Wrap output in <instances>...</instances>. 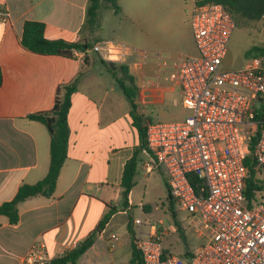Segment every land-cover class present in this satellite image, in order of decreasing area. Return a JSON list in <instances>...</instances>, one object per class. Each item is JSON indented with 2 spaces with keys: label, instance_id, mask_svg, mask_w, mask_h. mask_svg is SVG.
Listing matches in <instances>:
<instances>
[{
  "label": "crops",
  "instance_id": "crops-1",
  "mask_svg": "<svg viewBox=\"0 0 264 264\" xmlns=\"http://www.w3.org/2000/svg\"><path fill=\"white\" fill-rule=\"evenodd\" d=\"M201 1L119 0L118 13L108 6L99 11L100 20L104 9L111 15L125 14L133 20L135 31H140L141 49H136L148 53V63L141 66L135 63L139 58L133 59L129 71L138 88L137 114L144 125L153 122L155 112L163 120L179 122L174 109L183 105L172 75L180 60L198 54L191 15ZM88 4L89 0H0V11L9 14L8 21L0 18V206L13 200L21 186L36 184L47 175L51 136L43 123L29 117L51 111L58 88L83 72L72 97L67 159L56 191L51 198L35 196L21 202L16 224L0 215V264H21L38 241L48 245L53 258L63 256L72 242L81 245L109 215L110 220L97 234L86 257L116 264L126 248L132 256L130 218L136 232L143 236L158 230L151 223L159 214L157 205L150 203L152 193L164 185L168 196L169 192L164 172L143 165L149 160L145 150L129 205L124 207L125 165L142 142L127 97L104 82L100 71L105 69L98 63V55L89 51L76 52L74 58L40 55L21 44L26 22L44 23L49 40L87 42L90 47L95 42L109 41L96 37L98 27L92 30L86 26ZM252 58L246 54V60L237 68ZM134 209L138 217L131 215ZM140 219L142 224L138 223ZM122 229L126 235L117 232ZM111 234H116L118 240L107 252L106 240Z\"/></svg>",
  "mask_w": 264,
  "mask_h": 264
},
{
  "label": "built area",
  "instance_id": "built-area-1",
  "mask_svg": "<svg viewBox=\"0 0 264 264\" xmlns=\"http://www.w3.org/2000/svg\"><path fill=\"white\" fill-rule=\"evenodd\" d=\"M0 18L8 21V12L0 11ZM236 27L221 3L195 7L191 28L198 54L180 60L172 75L191 114L179 122L146 124L149 160L143 165L164 172L176 208L189 215L207 240L184 259L164 257L163 239L177 228L137 233L134 244L143 264H264V190L250 208L245 193L250 175L246 159L253 154L264 166V113L260 136L250 150L255 111L264 97V60L255 57L242 68L222 70ZM88 51L118 65L129 66L139 58L135 63L144 66L149 59L147 52L115 41L95 42ZM117 240L116 234L107 238V252ZM79 246L72 242L68 252ZM87 252L80 264H109L86 257ZM53 259L48 245L38 241L21 264H52Z\"/></svg>",
  "mask_w": 264,
  "mask_h": 264
},
{
  "label": "trees",
  "instance_id": "trees-1",
  "mask_svg": "<svg viewBox=\"0 0 264 264\" xmlns=\"http://www.w3.org/2000/svg\"><path fill=\"white\" fill-rule=\"evenodd\" d=\"M119 0H89L87 8L86 26L92 30L99 26V11L102 7L108 6L115 10L116 13L120 11ZM217 2L224 5L234 18L236 25L240 26L248 21L264 22V0H203L200 3ZM45 24L41 22H26L24 25V32L21 39L22 46L36 54L40 55H58L68 58H74L76 52L87 53L90 48L87 42H68L63 39L49 40L45 37ZM247 57H259L264 60V47H253L247 53ZM87 58H85V62ZM100 65L110 72L119 83L124 95L127 97L131 106V116L134 120V125L138 129L141 137V146L135 149L133 157L126 163L123 174V200L124 207L129 205V194L134 187V178L138 171V166L141 160V154L147 151V136L146 125L143 124L142 118L137 114V91L135 78L130 74L128 65H118L106 62L100 59ZM121 72L122 76L118 77L117 72ZM83 72L70 83L60 86L57 90V97L53 109L49 112H41L31 115L29 118L43 123L49 130L51 136L50 145V166L49 171L44 179L36 184H25L20 187L15 198L10 202L4 203L0 206V215L6 216L11 224H16L19 221L18 205L35 196H44L47 198L53 197L57 181L60 176L63 165L67 159L70 128H69V113L72 106V97L79 89V83ZM3 82V74L0 65V86ZM259 107L255 111V125L251 127V143L250 150L253 153L255 145L258 141L261 131V120L264 113V97H260ZM250 171L249 178L246 183V206L252 207V201H257L261 192L264 190V166H261L253 154H251L245 162ZM170 212L177 218L174 202L171 200ZM111 215L100 223L98 229L93 232L78 248L67 252L63 256L54 258L52 264H79L81 257L94 245L97 234L101 232L105 224L110 220ZM178 223L177 221H175ZM184 237L181 228L178 233ZM128 233L132 242V256L130 264H143L141 253L134 244V239L137 234L134 227V220L130 218L128 223ZM165 249V248H164ZM164 250V257L169 256ZM191 253L187 255V258Z\"/></svg>",
  "mask_w": 264,
  "mask_h": 264
},
{
  "label": "rangeland",
  "instance_id": "rangeland-1",
  "mask_svg": "<svg viewBox=\"0 0 264 264\" xmlns=\"http://www.w3.org/2000/svg\"><path fill=\"white\" fill-rule=\"evenodd\" d=\"M140 31H135L133 20L128 18L125 14L111 15L106 9L103 10L102 18L99 19V26L97 31L98 38L104 40L115 41L120 43H125L134 48H140V41L137 35ZM264 47V22L261 21H248L240 26H237L232 35L231 41L228 48V56L224 61L222 70H234L238 69V65L246 60V54L253 47ZM227 61L233 64L227 63ZM100 63V60H98ZM97 62H94L96 65ZM103 75V80L108 84L109 88H116L117 91L122 92V89L117 82L116 78L107 70L100 71ZM117 76L121 77L122 73L117 72ZM179 114L178 121L185 120L191 112L182 106H178L174 109ZM158 112L153 115L154 123H167L168 120H163L157 116ZM147 121L145 122V125ZM160 171L163 174L162 170ZM158 173L159 177H161ZM154 197L151 199L150 203L157 205L158 216L151 219V223L156 225L158 229H170V228H181L184 237L181 236V232H168L163 239V246L166 252L173 256H178L181 258H187L189 253L195 252L202 245L205 244L207 238L204 232L198 230V226L192 224L189 215L185 212L179 211L175 204V211L177 213V218L174 220L172 213L170 212L171 202L169 200L168 193L166 191L165 185L162 188H156L152 193ZM134 217H138L139 213L137 209L131 213ZM130 215V214H129ZM125 219V218H124ZM177 221L178 223H176ZM117 231V230H116ZM146 231L143 228V232ZM119 234H125V229L117 231ZM126 236L124 240L127 241ZM131 250L126 248L125 253L121 255L116 264H130ZM83 257V256H82ZM81 257L80 261L83 259ZM79 261V264H80Z\"/></svg>",
  "mask_w": 264,
  "mask_h": 264
}]
</instances>
